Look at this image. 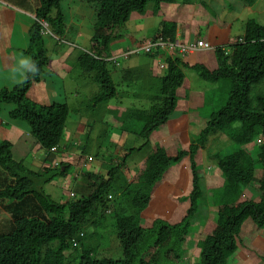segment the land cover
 Segmentation results:
<instances>
[{
	"label": "trees",
	"instance_id": "1",
	"mask_svg": "<svg viewBox=\"0 0 264 264\" xmlns=\"http://www.w3.org/2000/svg\"><path fill=\"white\" fill-rule=\"evenodd\" d=\"M71 1L78 5L73 13L79 17V21L83 18L84 10H87L85 7L81 11L82 4L92 8L93 33L86 49L78 47L75 42V47L68 49L62 43L69 31L73 32V26L79 27L64 12V9L69 10L66 4ZM243 2L252 5L254 0ZM172 4L196 6L194 19L199 17V11H204L206 16L219 15L214 13L219 9L218 4L212 2L208 5L206 0H38L35 18L46 21L50 32L60 40L46 47L39 34L38 22L32 26L30 52L37 72H31L29 67L23 83L10 90H0V111L3 106L12 107L8 116L14 121L27 123L31 135L42 149L48 150L59 145L64 138L69 107L64 103L45 105L40 98L43 94L39 83L48 78L49 83L53 82L52 90L59 84L63 91L64 82L70 78L65 73L70 69L78 70L92 89L94 83L98 86L97 93L93 94L91 103L87 105V109L97 111L99 106L117 97L111 70L113 65L115 68L117 66L106 59L112 55L111 44L121 39L123 29L137 32L136 25L128 29L133 15L138 13L152 20L158 18L156 16H163L165 7ZM160 21L156 36L174 41L176 24L164 21L163 17ZM260 23L255 19L249 20L247 24L251 28L246 39L248 42L242 46H234L227 54L221 49L214 50L217 62L215 71L209 72L199 65L190 68L198 71L199 76L211 85L226 82L230 86L227 93L221 95L220 100L224 103L217 109L213 106L212 97H206L204 91L198 95L200 104L183 112L184 121L180 129L188 125V116L194 123L197 118L204 121V128L199 131L197 139L191 140L188 150L180 149L172 157L165 148L153 143L152 153L138 168L132 182L124 176L128 171L127 157L131 153L125 155L120 163L111 167L107 180L99 176L100 179L94 181L91 186L94 190L89 195L82 185L78 190L80 198L76 202L58 204L49 195L32 188L30 192L37 203V211L31 215L20 210V204L29 193L26 182H18L13 187L6 186L0 190V199L16 206L12 214V230L0 234V264H186L187 260L182 258L181 252L190 236L197 238L199 264H239L247 260L251 264H264V250L253 243L258 231L264 228V90L260 91L254 86L264 80V25ZM249 39L256 40L257 44ZM58 45L61 49L57 52V64L51 67L54 57L50 59V56L55 55ZM165 64L167 68L164 76L159 78V95H155L154 105L148 110H126L122 114L123 119L135 118L143 123L137 134L145 140L154 130H167L168 118L179 102L176 89L182 86L185 78L182 68H188L179 57L168 56ZM243 66L247 72L251 70L250 79L244 77ZM235 67L239 69L235 71ZM246 92L248 97H244ZM144 99L152 101L153 96H145ZM196 99L194 97L193 101ZM82 120L85 121L84 117L79 121ZM87 131L86 136L92 130ZM216 133L225 135L235 149L222 157L211 155L215 172L221 175L223 185L220 189L211 188L205 202L203 175L199 174L196 153L200 146L205 145L207 137ZM227 141H222V144H227ZM256 142H260L259 145ZM253 143L254 148H245ZM9 148L8 143L0 148V166L13 174L16 169L21 171L22 167L13 161ZM81 151L85 154L86 146ZM50 156L54 159L53 154ZM184 158L189 161L191 180V191L187 196L189 207L185 213L175 214L172 221L160 218L142 220L141 214L147 209L153 190L163 176ZM46 172L38 178L42 179L37 185L40 188L58 177H64L67 170ZM114 185L115 200L111 203L102 197ZM116 200L126 210L116 213L119 211L115 208ZM104 208L115 211L116 234L122 250V257L115 261L92 257L98 246L92 245V239L96 237L92 221L98 209ZM208 216H216L213 230L206 226ZM83 231L88 239H79L80 248L73 247L71 240ZM202 235L203 239L200 240ZM89 241L90 244L87 243Z\"/></svg>",
	"mask_w": 264,
	"mask_h": 264
},
{
	"label": "rangeland",
	"instance_id": "2",
	"mask_svg": "<svg viewBox=\"0 0 264 264\" xmlns=\"http://www.w3.org/2000/svg\"><path fill=\"white\" fill-rule=\"evenodd\" d=\"M216 1V3L220 5L221 8L219 13H225V17L220 21L218 17L212 16V24L215 22L216 26L213 28L220 29L222 33L227 32V28L228 33H235L236 26L234 25V22L231 21L233 15L239 16L241 14L245 19H255L264 24V0H254V7L252 6L254 8L253 10H246L244 8L242 11V7L245 6L242 0H220V2L219 0ZM11 2L14 3V0H11ZM208 2L211 5L213 0H208ZM236 2L238 3V6H236ZM63 6H65L64 3ZM66 6H68L70 10L69 11L67 9H64L67 17L73 18L74 24L79 25V27L73 26V32L69 31L66 39H68L72 43L75 42L78 47L80 46L83 48H88L90 45L88 41L93 33V20L91 14L92 8L87 4H82L81 11L83 8L85 9V7L87 10H84V13H82L83 18L79 21L77 19L79 17L73 13L78 5L71 1L70 3L68 2ZM228 7L233 8L235 11L226 12L225 10ZM190 13L192 15L193 11L191 9H188L182 11L180 16H186ZM198 14L204 21H209V17L206 16L204 11H199ZM162 17L163 16H160L157 19H162ZM136 23L139 24L138 22ZM204 25H206V23H204ZM156 31L157 30L154 28L152 30L147 29L146 32L147 35L153 36ZM121 32L124 36L121 39L122 50L118 52V55L127 52L128 48L131 47V44H129L130 41L128 30L123 29ZM199 33L202 37H205V31H200ZM209 39L213 44H215L217 42H226L228 40V37L224 34H221L219 36V40H216L214 38ZM46 40L50 39L46 37ZM51 46L52 43L49 44V47ZM60 49L61 47L59 45L55 48L56 52L54 55V59L52 60L51 67L57 64V52ZM118 63L119 64L116 65V68L114 65L111 68V70H113L112 75L117 89V97L107 101V103L103 104L102 106H99V109L95 112L87 109V105L91 103L93 94L97 93V84L94 83L95 86L92 89L91 86H89V82H84L85 78L83 75H80L78 70L73 71L72 69H70L65 73V75L67 74V76H69L70 78L68 82H64V91H62L63 102L59 101L58 103H66L70 111L66 123L65 132L73 133V136H68L67 138L65 137L66 139L64 138V146L68 147V145L70 144V151L72 152L70 162L72 168H70L69 170V174L71 176L74 175L75 170H78L79 164L82 162V159L75 153L77 150H82L83 147L85 148V146L86 153L90 154L89 156L93 157L94 155L98 157L99 155V159L106 162L105 165L107 166L102 170V173H104L105 175L107 174L108 169H110L116 163H120L123 155L128 153L131 148L135 146L139 147L141 144H143V140L141 138H138L136 136H126V134H124L121 130L117 129L119 125L115 124L111 120H113V114H117V112L120 110H126L129 108V111H134L140 110L141 108H150L151 104L148 101H144V97H148L149 95H156L159 91L160 80L152 73L158 65V60L155 58L149 59L143 53L138 55L136 53H130L127 56H120L118 58ZM128 72H130V75L128 74ZM184 74L186 77L182 86V89L184 88V90L180 91V93H177L179 102L177 108H175V113L171 118L172 122L175 121V119H177V122H175L174 126L171 127L169 134H159L157 139L159 142L163 143V145L167 148L169 154H174V148L176 146H182L183 144L181 143H184L187 140L190 141V139H197L199 131L204 128L203 120L197 118V122L194 123L193 119L188 116V125L183 130L185 136L182 138H177L175 135V133L178 131V126H181L184 121L182 117L183 112H186L188 108L196 107L200 104L198 95L204 93L205 91V93H207L206 97H212L213 106L217 109L224 103L220 100L221 95L226 94V90H228V86H230V84L226 82L213 83L211 85V83L205 81L199 76L198 71L196 72L193 69H184ZM47 79L48 78H45V81L39 83L41 89L44 92H48L45 86L46 83H49V79ZM194 89H197L198 95L196 96L197 99L193 101L194 97L189 92ZM213 89L215 91H213ZM59 90V85L54 87V91L57 95ZM185 90L188 92V96L185 95ZM59 100H61V98H59ZM206 114L209 115L210 112H206ZM83 117L85 121H79ZM105 122L109 125V127H107ZM86 123H88V126L90 125V128H88ZM87 129L92 130L89 133V136H86V133L88 132ZM78 133H81L82 135L79 136ZM103 134L105 135L103 136ZM110 134L113 135L111 137H108L110 136ZM120 138H126V140L121 142ZM207 138V143L200 146L199 152L197 153L196 157L198 160V164L200 165L199 174L203 175L202 191L205 198L210 192L209 187L220 189L223 185V179L221 175L215 172V163L211 159V155L217 154L218 156L222 157L224 154L231 153L235 149L233 143L231 141H227V138L222 137V135L220 134H213L208 136ZM222 141H227L228 143L224 145L222 144ZM153 143L156 144L154 140ZM259 143L260 142H256L257 145H259ZM253 145L254 143L245 146V148H248L247 150H250L254 148ZM65 151L67 154H63V158L65 160H68L70 159L71 153L67 149ZM151 151L152 148L146 146L142 149L141 152H135L134 154L128 155L127 161L131 166V171L125 173V177L128 178V180H132L129 178H131L133 175L134 167L139 166L142 163L143 159H145V157L149 153H151ZM94 161L95 163L92 164V167L98 166L100 161L97 162L95 158ZM190 191L191 180L189 162L188 159L185 158L177 166L173 167L172 170L169 171L165 176H163L157 188L151 195V201L147 209L142 212L141 219L153 220L155 218H160L172 221L175 214H184L187 210L189 206L187 196L189 195ZM62 193H65L63 189L60 191L56 190L53 198L56 201L66 203L67 198L65 196L61 197ZM121 205V203H118L115 206L119 209V211H117L116 213L123 212L122 209L126 210ZM206 218V220L209 221L208 226L213 227L214 222L216 221V216H208ZM114 219H116L115 212L113 213V217H103L101 214H99L93 220L94 226H92V228L96 230L97 237L92 242L99 241L98 248H96L92 254L93 258L116 259L117 257H121V255L118 256L119 247L115 235ZM260 234L261 235L259 237L257 236L253 243L259 247L263 245L264 248V230L261 231ZM199 239L202 240L203 235L199 237ZM116 253L118 254L115 255ZM113 255H115V257L111 258V256ZM181 256L183 259L188 261V263L186 264H199V249L197 247V238L193 239V237L191 236L187 237L186 242L183 244ZM239 264L251 263L247 260L246 262H241Z\"/></svg>",
	"mask_w": 264,
	"mask_h": 264
},
{
	"label": "clouds",
	"instance_id": "3",
	"mask_svg": "<svg viewBox=\"0 0 264 264\" xmlns=\"http://www.w3.org/2000/svg\"><path fill=\"white\" fill-rule=\"evenodd\" d=\"M213 2H217V1L213 0ZM206 3L208 5H210L208 0H206ZM253 5H254V3L252 5H246L245 4V6L242 7L241 11L244 8L246 10H253L254 9ZM218 6H219V9L217 11H215L214 13H218L219 14L216 17H218L220 19V21H221V20L224 19L225 13H223V14L219 13L221 8H220V5H218ZM236 6H238L237 2H236ZM37 8H38V0H37ZM195 8H196V6H181V5H178V4L167 5L165 7V10H164L165 13L163 15V20L176 24V35H175V40L174 41H170L168 38L162 39L159 36H156V33H155L153 35V38H151L149 40H141L139 38H136V41H139V42H137L135 44H132L131 47L128 48L127 52H124L121 55H118V52L122 50V47L120 46L119 48H117V45H121L118 42H121V39L124 36L123 35L121 37V39L116 40V41H114L111 44V48L113 49L112 55L109 58H106V59L109 60L110 62H115V64L117 65V64H119L118 63V58L120 56H127L130 53H136L137 55L143 53L149 59H154L155 58V59L158 60V65L155 68V70L152 72L153 75H155L158 79L163 77L164 74H165V70L167 68L166 64H165V58L168 57V56L171 57V58L179 57V58L182 59V62L185 63L187 65V67H188V68H182L183 72H184V69H190V68H192L195 65L202 66V67L206 68L209 72L215 71L217 69V62H216V59L214 58V53H213L214 50L221 49L225 54H227V53H230L231 49L234 48V46L240 47L244 43L248 42L246 39H247V36H248L249 29L251 27L248 28V24L247 23L249 22V20H253V19H245L241 14L239 16L233 15L231 21H233L234 25L236 26V30H235L234 34H230V32L228 33V28H227V32H224V33H222L221 30L218 29V28H213V27L216 26V23L214 22L212 24L213 18H212L211 15L208 16L209 17V21H204L200 17V15H199L198 18L194 19V17H193L194 13H192V15L190 13V14H188L186 16H182L180 18L174 17L175 19H173V20L164 19V18L167 17L166 13L168 11H171V10L172 11H185V10H188V9H191L192 11H194ZM225 11L227 12V11H235V10L233 8H231V7H228ZM236 12H240V11H236ZM135 15H137L136 16L137 19H134ZM135 15H133V19H132L134 21H132V20L129 21L128 29L132 25H136L137 27H139V24H137L136 22H138L139 18H142V19L144 18L143 15H140L138 13L135 14ZM156 17H159V16H156ZM32 18H33L32 24H31V26L29 28V31H28L29 43H28L27 49H25V53L31 58V61L24 60V61H22V64L24 66L30 67V71L35 73V72H37V68H36L35 62H32L33 61L32 60V56H31L32 53L30 52V41H31V37H30V32L31 31L30 30H31L32 26L35 23L38 22L39 27H40L39 34H40L42 40L45 42V46L46 47L50 43L55 42V41H59L60 39L55 37L48 30V23L46 21L36 19L35 18V13H34V16H32ZM155 19L157 20L158 23L161 22L160 19L159 20L157 18H155ZM241 22H243V23H241ZM204 23H206V25H204ZM260 24H262V23H260ZM159 25H160V23H159ZM143 26H144V23H143ZM155 29H157V28H155ZM150 30H152V28H150ZM158 31H159V26H158L157 33H158ZM192 31H195L194 36H192L191 38L188 36L187 39H184V36L186 35L185 33L192 32ZM200 31H205V37L201 36V34L199 33ZM207 31H210L211 34H212V38H214L216 40H219V36L221 34H224L225 36H227L228 40L226 42H217V43L213 44L210 41V39H208ZM143 33H147L146 30L143 31ZM46 37H48L50 40H46ZM249 41H250V39H249ZM250 42L256 43V40H251ZM62 43L64 45H67L68 49H69V47H75V43H72L71 41L66 39V37H65L64 40H62ZM129 43H132V42H129ZM207 54H211L212 55L211 57L213 59V67L209 66V68H208V67H205L204 65H202L200 63H196L193 66H189L186 63L187 58L189 56H191V55H207ZM53 57H54V55H51L50 59H52ZM238 69L239 68L235 67V71H237ZM243 70H244L246 75H244L243 73H242V75H244L245 78H249L250 79L251 78V70L249 72H247L246 67H244V66H243ZM185 79H186V77L184 78V80ZM182 86H183V84H182ZM182 86L178 87L176 89V96H177V93H180V91L184 90V88L182 89ZM254 86H256V88H260V91H263L264 90V80L259 82L258 84L254 85ZM146 90H147V88H146ZM63 91H64V89H63ZM196 91H197V89H194V90H191L189 93L191 95H193V97H196L198 95V91L197 92ZM244 94H245L244 97H248L249 96V95H247V92L244 93ZM58 95H59V98H61V100H59V98H57L58 100H56L55 94H54V96L52 98L53 101L50 104L58 103L59 101L63 102L62 90H59ZM156 95H159V91L157 92ZM185 95L188 96V92L186 90H185ZM152 96H153V100L152 101L144 99V101H148L151 104L150 108L155 103L154 102L155 95H152ZM177 98L179 100L178 96H177ZM60 104H63V103H60ZM64 104H66V103H64ZM175 108H177V105H176ZM103 109H105V108H103ZM141 109H143V108H141ZM126 110H129V108L126 109ZM126 110H120V111L117 112V114H113L114 115L112 117L113 120H111V121L114 122L115 124L119 125V127H117V129L121 130L124 134H126V136H136L138 138H141L139 136V134H137V133L142 129V124L143 123L138 121V120H135V118H133V119H131V118L123 119L122 118V114ZM174 113H175V109L173 110V113L171 114V116L168 118L169 124L167 125V130L165 132H163V130H160V129L154 130L151 133V135L149 136L148 140H145V139L141 138L143 140V144H141L139 147H136V146L133 147L132 146L133 148H131L128 151V153H126L125 155H128L130 153L134 154L135 152L139 153L146 146H149L150 148H152V151H153V149H154L153 140L156 142L157 145H160L163 148H165L166 151H167V154L169 156H172V157L175 156L177 151L180 150V149L181 150H188L190 142L193 139L189 138L190 141L187 140L184 143H181V144H183L182 146H180V147L176 146L174 148V150H173L174 154H169L167 148L163 145V143L159 142L157 140L159 134H163V135L169 134V132L171 130V127L174 126L175 122H177V119H175V121H173V122L171 121V118L174 115ZM118 120H121V121H118ZM15 121L19 122V124H21V125L25 124L26 126H28L27 123H25L24 121H18V120H15ZM127 127L130 128L131 131H129L127 129ZM193 127H196V126H193ZM28 129H29V131L23 132V134L26 133L27 136L32 138L33 141L35 140V142L37 143L36 139L33 138V136L31 135L29 126H28ZM184 129H180L179 126H178V131L175 133L177 138H182V137L185 136V133L183 132ZM218 134H220V133H218ZM69 135H71V133L69 134V133L65 132L64 133V138L65 137L67 138ZM87 135L89 136V134H87ZM104 135L105 134H103V136ZM112 135L113 134H110V136H108V137H111ZM210 135H212V134H210ZM222 137L226 138L225 135H222ZM64 138H63L62 142H59V145L51 147L48 150L42 149V147L37 143L38 146L42 149V153H41V158L40 159L43 160L42 167L39 170H34L33 168H27L20 161H14V160H13L14 162H16L18 164H21L20 165V167H22L21 171L19 169H16V171L13 174H10L8 171H6L3 167L0 166L12 178V180H13L12 187L17 185L18 182H23L24 181V182H26L28 184V187H29L28 195H31L32 197H34L33 193L30 192V190L32 188H34L35 190L42 191L46 195H49L53 200H54L53 196L56 193V190L60 191V190L63 189L65 191V193H62L61 197L65 196L67 198V202L66 203H70V202H76L78 200V198H80V195L78 194V190H79L80 187H82V185H84L85 190H86L87 194L89 195L94 190V188L91 187L92 184L94 183V181L96 179H100L99 176L104 178V179H106V180L108 179V172L111 170V168L108 169L107 174L104 175V173H102L103 168L107 166V165H105L106 162L103 161V160L101 161V159H99V155H98V157L94 156V155H93V157H91V156H89L90 154H88V153L82 154V151L80 149L77 150L75 154L82 159V162L79 164L78 170L77 171L75 170L74 175L71 176L69 174V170H70V168H72L71 163H70L71 162V157H72V152L70 151V144L68 145V147L64 146V142H65ZM120 139H121V142L126 140V138H120ZM5 143H8V142H2L0 144V148ZM177 145H180V144H177ZM9 146H10L9 150H10V154H11V145L9 144ZM246 146H248V145H246ZM66 149L68 151H70V153H71L70 159H68V160H65L63 158V154H67L66 151H65ZM199 149H198L197 153L199 152ZM152 151H151V153H152ZM151 153H149L148 155H150ZM197 153H196V157H197ZM50 154L54 155V159L50 156ZM228 154H230V153H228ZM125 155H123V156H125ZM148 155L145 157V159L148 157ZM11 158H12V155H11ZM94 158H95V160H97V162L100 161V163L98 164V166L92 167V164L95 163ZM145 159H143L142 163L139 166H135L134 167L133 175L129 179H134L135 178V176H136L135 174H136L138 168L141 167L144 164ZM120 162H121V160H120ZM127 164H128V161H127ZM129 168L131 169V166L128 164L127 173L129 171H131ZM59 169L67 170V173H66V175L64 177H58L55 180H53V181H51V182H49L47 184L42 185L43 186L42 188L37 186V185H40L39 182H42V179H38V178L43 176L44 174L48 173V172H46L47 170H49L51 172H55V171H57ZM124 176H125V174H124ZM126 179L128 180V178H126ZM128 181L130 182V181H133V180H128ZM87 183H88L87 187H89V188L86 187ZM211 188H214V187H209L210 190H211ZM115 189H116V185H114L113 187L111 186L109 191L102 198H105L106 201H109V202L112 203L115 200V192H114ZM54 201L56 203H58V204H65V203H62L61 201H56V200H54ZM206 201L207 200L205 198V202ZM115 203H116L115 204V206H116L117 203H120V202H118V200H116ZM115 208H117V207H115ZM66 212H68L67 209H66ZM114 212H115L114 210L107 209V208H104L103 210H99L98 209V211L96 212L97 213L96 217L99 214H101L103 217H106V216H112L113 217V213ZM92 222H93V226H94V221H92ZM114 223H116V219H114ZM208 224H209V221L207 220L206 226H208ZM215 226H216V221L214 222L213 227L208 226V228H209V230L210 229L213 230L215 228ZM114 229H115L116 240L118 242V247H119V251H118L119 255L118 256L121 255V257H122V250H121V247H120V242H119V240L117 238L115 226H114ZM263 230H264V228H261L258 231V234L256 235V237L257 236L259 237L261 235L260 232L263 231ZM203 233H205V232H203ZM96 237H97V232H96ZM96 237H94L92 239V241H94V239ZM82 238H84V241H86L88 239V237L86 236V233L84 231L80 232L77 235V238H74V239L71 240V243H72L73 247H79L80 248V246H78V240L82 239ZM87 243L90 244V241L87 242ZM93 244H98V246H99V241L92 242V245ZM98 246H97V248H98ZM79 252H80V250H79ZM118 253H116L115 255H117ZM115 255L111 256V258L115 257ZM121 257H117L116 259H112V260L115 261V260L120 259ZM94 259H99V258H94ZM187 263H188V261H187Z\"/></svg>",
	"mask_w": 264,
	"mask_h": 264
},
{
	"label": "crops",
	"instance_id": "4",
	"mask_svg": "<svg viewBox=\"0 0 264 264\" xmlns=\"http://www.w3.org/2000/svg\"><path fill=\"white\" fill-rule=\"evenodd\" d=\"M36 9L37 0H14V3L11 0H0V90L13 89L14 86L23 83L26 79L29 67L24 66L22 61H31V58L25 53V49H27L29 43L28 31ZM181 13L182 11H168L166 13L167 17L164 19L173 20L175 19L174 17L180 18ZM134 19H137V17H134ZM148 19L145 16L143 19L139 18L137 32H128L129 41L132 42L129 44L132 45L139 42L136 41V38L141 40L153 38V36H149L147 33H143V31H147L150 28H157L156 30H158L160 22L158 23L156 19ZM185 34L184 39H187L188 36L191 38L194 36L195 31ZM207 34L208 39L212 38L210 31H207ZM118 43L121 45H117V48L122 47V43ZM211 56V54L191 55L187 58L186 63L189 66L200 63L208 68L209 66L213 67V59ZM52 83L45 85L48 92L40 89L43 94L40 98H42V102L45 105H49L53 101L54 94L56 99L59 98V95L55 93L54 89L52 90ZM2 109L0 111V144L2 142H8L11 145V155L14 161H20L27 168L39 170L43 164V160L40 159L42 149L35 140L33 141L26 133L23 134V132L29 131L28 126L25 124L21 125L8 116L12 107L3 106ZM12 182V178L0 167V190H3L6 186H12ZM36 204L32 196L27 195L24 197L23 203L20 204V210H25V214L31 215L37 211ZM15 209V205L10 204L5 199H0V234L12 230V214ZM257 247L264 250L263 245Z\"/></svg>",
	"mask_w": 264,
	"mask_h": 264
},
{
	"label": "bare ground",
	"instance_id": "5",
	"mask_svg": "<svg viewBox=\"0 0 264 264\" xmlns=\"http://www.w3.org/2000/svg\"><path fill=\"white\" fill-rule=\"evenodd\" d=\"M48 30L50 31L49 27H48Z\"/></svg>",
	"mask_w": 264,
	"mask_h": 264
}]
</instances>
